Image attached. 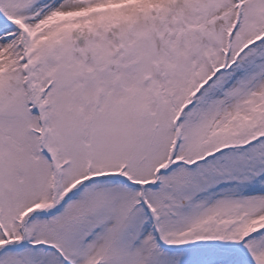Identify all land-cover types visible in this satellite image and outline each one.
<instances>
[{"label":"snow or ice","instance_id":"1","mask_svg":"<svg viewBox=\"0 0 264 264\" xmlns=\"http://www.w3.org/2000/svg\"><path fill=\"white\" fill-rule=\"evenodd\" d=\"M0 264H264V0H0Z\"/></svg>","mask_w":264,"mask_h":264}]
</instances>
